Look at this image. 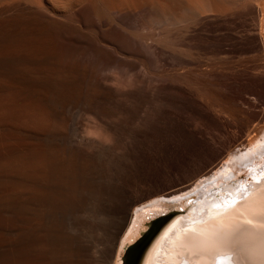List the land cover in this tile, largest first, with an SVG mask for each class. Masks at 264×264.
<instances>
[{
	"label": "bare ground",
	"instance_id": "obj_1",
	"mask_svg": "<svg viewBox=\"0 0 264 264\" xmlns=\"http://www.w3.org/2000/svg\"><path fill=\"white\" fill-rule=\"evenodd\" d=\"M117 75L136 85L112 86ZM229 83L263 122L264 0H0V264H114L143 200L263 159L264 126L235 137L202 96ZM118 114L113 143L83 135L88 115ZM165 118L183 184L164 177ZM262 169L198 191L138 264H264ZM103 172L120 177L101 184ZM90 196L101 222L80 216Z\"/></svg>",
	"mask_w": 264,
	"mask_h": 264
},
{
	"label": "rangeland",
	"instance_id": "obj_2",
	"mask_svg": "<svg viewBox=\"0 0 264 264\" xmlns=\"http://www.w3.org/2000/svg\"><path fill=\"white\" fill-rule=\"evenodd\" d=\"M114 77H113V83L111 82V85L116 87V88H120L121 89V87H123L124 90L125 89L128 90V88L130 89L132 86L136 85L134 77L130 76V77H126V79H125L121 75H117L116 80L114 79ZM133 82H134V84H133ZM130 84H132V86ZM126 87H128V88H126ZM218 88L219 89L221 88V90L219 91ZM218 88L216 87V89H217L216 91H213V92L211 91V92H209V94L206 93V94H203L202 96L205 97L204 99H207L209 101V103L211 104L212 109H213V111L215 113H217V114L221 115L223 118H225L226 127L229 126L227 129L229 130V133L231 135H233L235 137L243 136L245 134V132H246V126L247 125H251L252 126V125H256L257 124L259 127L264 126V121L263 122L260 121L261 119L259 118L261 116L260 115L261 111L259 110V108H254V107L253 108H248L247 107V109H246L245 107H242L239 104L240 99L244 96V94H243L244 91H243L242 86H240V85L239 86L231 85L229 83L225 87H218ZM224 88H225V90H224ZM231 98H233V99H231ZM209 99H211V100H209ZM250 99H252V100L254 99L253 102L258 104V98L256 96H250ZM146 106L147 107L143 108L144 111H148L149 105H146ZM168 110L169 111H174L173 109H170V108ZM93 116L94 115H91V116L88 115V117H90L89 120H88V117H86L87 121H84V124H83V125L86 124V126L82 127V132L84 133L83 135H85V137L86 138L88 137L89 139L105 141L108 144L113 143V140H111L112 136H111L110 132L107 129L110 126V124H112L113 121L116 120L118 118V116H121V115L118 114L117 116L112 115V117H102V118H97V117H95V116L93 117ZM101 119H102V121H101ZM104 122H107L106 123L107 125ZM134 123L136 125L138 123V119H136V122L134 120ZM169 126H170V121H169V119L165 118L164 119V138H163L164 139L163 140L164 141V148H163V150H164V177H166L169 180L176 179V180H178L177 183H180V184L182 183L183 184L184 182H186L188 180V179H186V175L187 174H185V176H184L183 171H181V167H179L178 164H172L168 160V154H169L168 152H171V149H172L171 147H173L171 145L172 134L171 133H167V130H168ZM205 129H206L205 121H203L202 119L196 117L195 118V123H194V130L203 131ZM214 132H217V131L214 130ZM263 135H264V132L262 134L258 135V137H255L252 140V145L253 146L256 145L258 139L261 138ZM175 136H177V135H175ZM174 147H175V145H174ZM158 148L159 147H156V146H154L152 144V150H151L152 152L150 153L151 155H149L150 157H152L151 159H153L154 155H158V154L161 153V151ZM156 160H153V163ZM263 160H264V158L262 159L261 155H258L257 156V162L255 164H252V165L250 164V165H247L245 167L243 166L242 170H240L241 169L240 168L239 171H236L233 168L224 166L219 171H216L214 173V175H212L207 180V183L204 184V185H201L200 188H198V189L197 188L190 189L189 191H187V192H185L183 194H180L178 196L177 195L176 196L170 195L173 192V190L175 189L174 188V189H171V190H168V191L166 190L167 192H165V193L163 191L161 193V195H159L160 197H156V198H153V199L147 198V199L143 200L141 203H139V208H137L133 212L134 213L132 215L133 218H131V222L129 223V225H128L125 233H124V235L128 234L129 238H127V240L121 245L120 252H119L117 258L115 259L114 264H115V262L116 263L118 262L119 264H121L124 246L126 244L130 243L133 240L132 238L137 236L138 232L141 229L144 228V223L149 220L148 216H150L151 218L155 217L156 214H153V213L156 212V211L161 213V212L170 211V210H175V211L185 210L184 209L185 206L190 202V200L195 199L196 193L198 191H202V189L203 190L204 189L209 190V188L211 189L213 187L214 188H219L224 183L225 184L222 187H225L226 185H228L232 181H234L233 182V184H234L235 181H238L237 180L238 178L240 179L238 182H240L242 179H245L246 178L245 176L250 174L251 171H253L255 169H257L258 171L263 170L262 169V168H264V165L262 164ZM176 161L178 162L179 160L177 159ZM235 173H236V176H237L236 178L233 177V175ZM107 174H108V177L109 176H115V178H119L120 177L117 174H109L107 172H103L102 174H100V176H103V177H101L99 179L101 181V184L104 183L103 180H105L104 177H107ZM108 177H107V179H108ZM250 181H251V179L249 180V182ZM166 183L169 184V182H166ZM132 184L133 185L130 187L131 190L133 189V187H134V190L137 187L139 189V191H141L142 193H148V192L151 193V192L156 190V187L158 185V184L146 182V181H143V180H141V181L134 180L132 182ZM168 184H166V186ZM164 196L165 197H171V198L167 199V198H164ZM182 196H184V198L186 196L185 200H184V198H182ZM172 197H174V200H173ZM179 197H181L182 199L179 198ZM100 198H99V196H98V198H95V197L93 198L92 196L88 197L87 199L89 200V202H88L89 204H87V206L85 205L86 207L83 206V208H82V212L83 213L80 216H84V217H87V218L89 217L88 219L89 220L91 219V221H90L91 223L93 222V220H92L93 218H96V217L97 218H99V217L101 218L102 217L100 220L97 219V218L95 219V220H99L101 222V220L104 219L107 215L102 212V209L100 211V208L98 210V207L94 205V204L97 205V203L100 202ZM95 201H97V203H94ZM96 209H97L98 212L96 211ZM177 213H179V212H177ZM157 214H159V213H157ZM178 216H180V215H178ZM248 224H250V223H248ZM252 225L256 226V223H253ZM260 225H262V227L264 226L263 224H260ZM260 225L257 224V226H260ZM88 226L90 227L89 224H87V226L85 227L87 230L89 229ZM134 233H136V234H134ZM96 249L97 248H93L92 249L93 252L91 251L95 255L98 254V249L97 250Z\"/></svg>",
	"mask_w": 264,
	"mask_h": 264
},
{
	"label": "water",
	"instance_id": "obj_3",
	"mask_svg": "<svg viewBox=\"0 0 264 264\" xmlns=\"http://www.w3.org/2000/svg\"><path fill=\"white\" fill-rule=\"evenodd\" d=\"M177 212L180 211L161 212L153 218L148 216L149 220L144 223V228L138 232V235L130 243L124 246L121 264H138L146 247Z\"/></svg>",
	"mask_w": 264,
	"mask_h": 264
}]
</instances>
